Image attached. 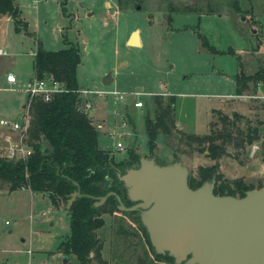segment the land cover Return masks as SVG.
<instances>
[{"label": "rangeland", "instance_id": "1", "mask_svg": "<svg viewBox=\"0 0 264 264\" xmlns=\"http://www.w3.org/2000/svg\"><path fill=\"white\" fill-rule=\"evenodd\" d=\"M15 2L27 24L26 29L25 25L17 29L9 15L0 18V48L6 51L0 54V119H22L37 41L50 49L75 44L79 85L99 93L88 111L95 126L102 124L96 127L98 145L115 160L125 158L131 147L140 156L152 155L145 120L157 113L152 95L168 93L175 96V121L170 133L157 135V162L180 160L189 176H197L199 166L217 161L228 181L240 177L257 187L264 180V98L230 99L239 59L251 71L255 66L249 58L251 47L258 48L259 43L264 50V0H131L125 8L117 0ZM170 7L175 11L170 13ZM192 7L205 12L199 14ZM251 25L262 31L259 38ZM134 28L139 29L140 45L127 43ZM198 32L210 48L201 46ZM260 57L264 62V53ZM109 71L113 80L106 86L102 79ZM8 72L16 77L13 85L6 80ZM114 90L121 98L114 99ZM262 93L264 86L249 92ZM136 101L143 106L136 107ZM218 108L225 112L212 111ZM235 110L243 116L238 120L242 129L259 128V139L252 143L258 146L254 154L252 144H230L227 154L213 160L198 151L197 142H185L182 133H209L214 122L222 121L221 114L231 117ZM8 133L0 131L1 156ZM118 142L122 148L116 147ZM6 186L0 180V187ZM34 196L27 188L0 194V264H80L74 255L58 250L70 233L65 205L56 208L46 196ZM102 216L105 223L97 230L102 261L88 264H138L137 256L144 251L147 264H174L166 255L154 256L134 215L114 211Z\"/></svg>", "mask_w": 264, "mask_h": 264}, {"label": "trees", "instance_id": "2", "mask_svg": "<svg viewBox=\"0 0 264 264\" xmlns=\"http://www.w3.org/2000/svg\"><path fill=\"white\" fill-rule=\"evenodd\" d=\"M130 2L131 0H117L120 8L127 7ZM192 10L200 11L197 7H192ZM172 11L175 10L171 9L170 13ZM3 15L12 18L15 28L25 25L26 29V20L20 16L15 0H0V17ZM197 34L201 44L210 48L206 37L200 32ZM79 60L78 46L75 44L50 49L37 41L33 52V75H52L61 80L66 89L53 95L48 101L35 98L31 102L27 143L32 153L24 160H9L0 155V180L8 184L9 190L27 188L32 192L45 194L56 208L64 204L69 215L70 233L66 240L59 243L58 250L74 255L80 264H88L93 259L100 260L102 244L97 230L105 223L102 215L114 211L134 214V211L119 210L113 195L100 205L96 206L95 203L99 197L114 191L126 206H130L131 202L117 173H123L126 168L136 166L140 155L131 147L126 157L117 161L110 151L99 147L98 129L92 118L79 109L83 103L79 94L82 86L76 76ZM234 79L236 94L254 92L258 83H264V64L251 73L241 68L234 74ZM153 101L157 105V113L153 119L147 116L145 120L147 147L151 153L156 148L157 135L160 131L170 133L171 125L175 121L173 95H154ZM217 112L221 113L219 110ZM242 117L238 113H232L231 117L221 114L222 121L214 122L209 133L182 135L187 144L197 142L199 152L218 160L227 154L228 145L243 147L259 139V128L247 126L244 130L239 126L238 120ZM212 177L216 180L214 193L219 195L242 196L246 190L261 185L260 182L255 187L240 177L226 180L219 171L217 161L207 166H199L197 176H189L188 184L195 188ZM77 188L82 196L77 197L67 208V200ZM137 217L139 216H135V219ZM141 227L145 231L142 224ZM144 233L148 246L152 249L146 231Z\"/></svg>", "mask_w": 264, "mask_h": 264}, {"label": "water", "instance_id": "3", "mask_svg": "<svg viewBox=\"0 0 264 264\" xmlns=\"http://www.w3.org/2000/svg\"><path fill=\"white\" fill-rule=\"evenodd\" d=\"M127 43L140 45L138 28ZM112 80L109 71L103 85ZM156 153L154 148L151 156L142 155L136 166L117 173L135 204L127 207L109 191L95 205L113 195L119 210L137 211L154 253L171 257L175 264H264V180L242 196L219 195L214 177L191 188L188 167L180 160L161 164ZM80 196L77 188L66 207Z\"/></svg>", "mask_w": 264, "mask_h": 264}, {"label": "built area", "instance_id": "4", "mask_svg": "<svg viewBox=\"0 0 264 264\" xmlns=\"http://www.w3.org/2000/svg\"><path fill=\"white\" fill-rule=\"evenodd\" d=\"M34 2L36 0H33ZM6 51L0 48V54H4ZM6 80L9 83L16 82V77L14 73L8 72L6 74ZM264 83H258V88L261 89ZM26 90L28 91V98L22 109V119L21 121L9 122L0 119V127L6 129L9 133L4 137V149L5 156L9 160L26 159L32 153L30 145L27 143V135L30 128V106L31 102L35 98H41L44 101H48L51 97L57 93L64 92L66 87L64 83L53 77L52 75L38 77L33 75L26 82ZM79 94L83 100V103L79 106V109L83 110L88 114V111L93 108L95 98L99 96V93H95L89 90L87 87H81L79 89ZM114 99L121 98L117 92L111 91ZM248 98H264V93L262 94H246L243 95ZM136 107H142L143 103L141 101H136L134 103ZM97 128H101V125H97ZM117 148H122L121 142L116 144ZM258 146L255 144L251 145V154H254ZM23 189V188H22ZM8 264H13L9 262Z\"/></svg>", "mask_w": 264, "mask_h": 264}, {"label": "crops", "instance_id": "5", "mask_svg": "<svg viewBox=\"0 0 264 264\" xmlns=\"http://www.w3.org/2000/svg\"><path fill=\"white\" fill-rule=\"evenodd\" d=\"M192 11H194V10H192ZM197 12V11H196ZM202 12H205V11H199V14L200 13H202ZM207 12H210V11H207ZM108 14H110V13H108ZM4 16V15H3ZM1 18V17H0ZM251 27H253V25H251ZM135 29V28H134ZM252 30H253V32H255L256 33V36H258V38H259V34H260V32H262V31H259V29L257 28V27H253L252 28ZM140 35V34H139ZM128 37V34L125 36V38H127ZM129 38V37H128ZM128 40V39H127ZM199 41H200V38H199ZM140 44H141V39H140ZM200 44H201V41H200ZM259 43L257 44V46H258V48L257 47H251V57H249V58H251L253 61H255L254 63H255V66H254V69L253 70H251V71H246V69L244 68V61H242V59H239V68H238V70L237 71H239L241 68L245 71V72H247V73H251V72H253V71H255L257 68H258V66L259 65H261V64H264V62H263V60H262V58L260 57L261 56V53H264V50H260V47H259ZM201 46L202 47H206V46H203L202 44H201ZM34 52V51H33ZM240 57V56H239ZM236 71V72H237ZM235 72V73H236ZM234 73V74H235ZM234 76V75H233ZM234 81H235V79H234ZM235 88H236V85H235ZM257 89L258 90H260L258 87H257ZM249 92H253V91H248V92H244L243 94H240V95H238V94H236V91H235V93H234V98H230V99H240V98H244V96L243 95H246V94H249ZM155 95H162V96H169V95H172V94H168V93H163V94H155ZM153 96L154 95H152V98H153ZM174 96V95H173ZM175 97V96H174ZM152 98H151V101H152ZM228 100V99H227ZM239 101V100H238ZM225 104H227L226 103V101H225ZM174 106H175V103H174ZM22 109H23V107L21 108V112H22ZM217 111V110H219V111H222V112H225V111H223L221 108H218V109H213L212 111ZM234 112H236V113H238L236 110L235 111H233L232 113H234ZM211 114H212V112H211ZM175 117H176V115H175ZM97 125H101V128H102V124L101 123H99V124H97ZM100 129V128H99ZM2 130H6V129H4V128H0V131H2ZM182 130V129H181ZM23 189H26V188H23ZM29 190V189H28ZM7 191H9L8 190V186H6L4 189L2 188V187H0V194H4L5 192H7ZM30 192H31V195H36L37 197H39V195L41 196V198L42 197H45L46 195L45 194H42V193H37V192H32L31 190H29ZM36 196H34L33 198H35ZM47 197V196H46ZM48 198V197H47ZM49 199V198H48ZM50 201V200H49ZM51 203V202H50ZM52 205V204H51ZM30 253V252H29Z\"/></svg>", "mask_w": 264, "mask_h": 264}, {"label": "flooded vegetation", "instance_id": "6", "mask_svg": "<svg viewBox=\"0 0 264 264\" xmlns=\"http://www.w3.org/2000/svg\"><path fill=\"white\" fill-rule=\"evenodd\" d=\"M116 193V192H115ZM117 194V193H116ZM121 198V197H120ZM117 200V199H116ZM122 200V199H121ZM123 202V201H122ZM131 202V204H130V206L131 205H133V204H135L136 202H132V201H130ZM117 203H118V201H117ZM123 204H124V202H123ZM125 205V204H124ZM126 206V205H125ZM117 207H118V204H117ZM127 207H129V206H127ZM121 211H125V210H121ZM132 215H134V217L135 216H137V211H134V214H132ZM137 222H138V227L140 228V236H141V238H142V240L143 241H145V244L148 246V243H147V241H146V236H145V231H143V229H142V227H141V222H140V220H139V217H137ZM130 234H132V235H134V232H130ZM99 237V236H98ZM101 249H102V246H101ZM153 252V254H154V256H157V255H155L156 253H154V251H152ZM147 252L146 251H144L143 253H141V254H139L138 256H137V262H138V264H140V263H144V264H147V259H148V255L146 254ZM172 260V262L174 263V261H173V259H171ZM98 261H102L101 260V250H100V260H98ZM175 264V263H174Z\"/></svg>", "mask_w": 264, "mask_h": 264}]
</instances>
